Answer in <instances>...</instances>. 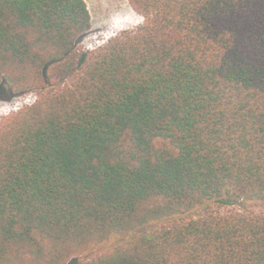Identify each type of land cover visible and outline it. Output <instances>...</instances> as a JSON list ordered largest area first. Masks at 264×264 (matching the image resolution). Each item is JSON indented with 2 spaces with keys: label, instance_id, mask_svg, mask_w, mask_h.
Masks as SVG:
<instances>
[{
  "label": "trees",
  "instance_id": "16d2710c",
  "mask_svg": "<svg viewBox=\"0 0 264 264\" xmlns=\"http://www.w3.org/2000/svg\"><path fill=\"white\" fill-rule=\"evenodd\" d=\"M0 0V264H264V0Z\"/></svg>",
  "mask_w": 264,
  "mask_h": 264
},
{
  "label": "rangeland",
  "instance_id": "374dc122",
  "mask_svg": "<svg viewBox=\"0 0 264 264\" xmlns=\"http://www.w3.org/2000/svg\"><path fill=\"white\" fill-rule=\"evenodd\" d=\"M91 14L92 27L77 42L80 50H96L104 46L108 40L123 30L132 29L143 22V17L131 6L129 0H85ZM113 23V24H112ZM114 25V26H113ZM7 91L5 95L0 94V119L10 116L17 110L14 107L16 102L23 100L25 106L28 101L37 96L35 90L25 92L21 95L9 97ZM123 241V236H112L103 243L88 247L82 253L71 258L68 264H72L76 258L93 259L111 251L116 245Z\"/></svg>",
  "mask_w": 264,
  "mask_h": 264
},
{
  "label": "built area",
  "instance_id": "2783aa9c",
  "mask_svg": "<svg viewBox=\"0 0 264 264\" xmlns=\"http://www.w3.org/2000/svg\"><path fill=\"white\" fill-rule=\"evenodd\" d=\"M36 98L37 97H34L32 100H30L28 98V99H26L24 101H28L29 104H27V105H30V104H32V103H34L36 101ZM22 102H23V100H19L18 102H16L17 105L14 107V109H16L18 111L19 109H21L22 107H24V106H22L23 105Z\"/></svg>",
  "mask_w": 264,
  "mask_h": 264
},
{
  "label": "bare ground",
  "instance_id": "6f19581e",
  "mask_svg": "<svg viewBox=\"0 0 264 264\" xmlns=\"http://www.w3.org/2000/svg\"><path fill=\"white\" fill-rule=\"evenodd\" d=\"M113 24V23H112ZM114 26V25H113Z\"/></svg>",
  "mask_w": 264,
  "mask_h": 264
}]
</instances>
